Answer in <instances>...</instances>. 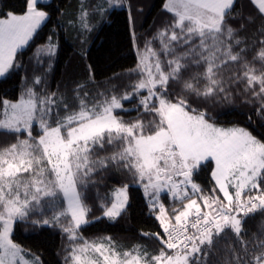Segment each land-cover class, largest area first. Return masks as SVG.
I'll list each match as a JSON object with an SVG mask.
<instances>
[{"label":"snow or ice","instance_id":"snow-or-ice-1","mask_svg":"<svg viewBox=\"0 0 264 264\" xmlns=\"http://www.w3.org/2000/svg\"><path fill=\"white\" fill-rule=\"evenodd\" d=\"M250 2L264 20V0ZM235 3L166 0L164 9L172 15V23L154 37L159 50L149 42L138 53L134 71L140 79L131 86L132 95L147 91L140 99L145 113L153 117L147 124L139 119L125 122L114 114L122 108L121 100L130 98L128 93L89 100L87 92L81 95L82 85L73 104L56 98L55 93L40 94L35 87L28 88L18 102H2L0 130L16 135L17 140L0 148V264H37L25 259L11 233L13 223L25 219L42 202H49L55 211L56 202L62 200L65 206L52 220L70 216L72 223L64 231L75 239L73 229L86 222L89 211L78 189L87 187L91 176L110 164L139 179L154 209L164 188L180 207L169 214L163 204L159 206L156 218L163 231L154 234L162 245L158 253L141 246L122 251L108 238L107 244L85 241L74 247L72 264H211L210 254L230 233L239 249H226L232 259L225 264H264V222L260 235L254 234L251 241L243 238L245 218L264 213V142L243 128L209 123L205 113L186 99L193 94L206 99L226 93L222 70L237 65L239 70L230 81L243 82L245 91L264 101V38L251 46L239 38L254 17H233L238 26L232 27L228 18L233 16ZM42 9L40 0H26L23 14L9 12L0 19V77L14 67L17 50L28 44L47 19ZM79 22L90 30L86 10ZM260 36L264 37V29ZM37 51L51 55L54 48L49 44ZM41 82L39 76L33 80L34 86ZM172 84L180 87L174 98ZM34 122L40 128L35 137ZM116 144L119 151L93 159L97 151ZM213 161L211 175L217 187L206 194L192 176ZM217 188L222 197L216 194ZM112 195L111 206L104 211L110 219L119 216L127 203L126 187L115 189Z\"/></svg>","mask_w":264,"mask_h":264},{"label":"trees","instance_id":"trees-1","mask_svg":"<svg viewBox=\"0 0 264 264\" xmlns=\"http://www.w3.org/2000/svg\"><path fill=\"white\" fill-rule=\"evenodd\" d=\"M128 1H133L135 13L147 15L145 23L136 32L131 28L130 9L125 7ZM134 1L52 0L41 4L42 10L48 13L46 22L28 46L18 52L14 67L0 80V112L3 111L4 100L18 102L27 89L33 87L40 94L55 93L56 98L63 97L73 104L77 102L78 86L82 85L81 95L87 92L89 100L102 101L113 95L120 98L128 93L130 98L121 100L122 108L116 109L114 114L125 122L139 119L147 124L153 117L146 114L140 104L141 97L146 96L147 91L141 90L139 95H132L131 86L140 79L138 72L134 71L138 65V52L144 50L149 42L151 47L159 50V41L154 37L172 23V15L164 9L166 0H156L147 12L136 10L139 3ZM25 10L26 0H0V19L6 18L9 12L19 15ZM82 10L88 13L90 30H84L80 25ZM256 11L250 0H236L233 16L228 18V23L235 28L238 26L236 19L241 15L254 17V22L247 24L239 36L247 40L249 46L264 38L260 36L264 20L256 15ZM49 44L54 48L53 54L49 55L46 51L38 54V49H47ZM180 51L183 49L177 48V52ZM238 70L237 65H228L222 70L226 93L206 99L188 95L187 102L204 112L209 123L224 128H243L264 142V111H261L264 101L245 91L243 82L230 81ZM36 76L41 77L42 82L34 86ZM179 92L178 85H170L173 98ZM39 133V124L34 122L32 135L35 137ZM25 137L26 133L20 139ZM16 140V135L0 130V148ZM119 149V144L106 146L105 150L97 151L93 159L111 155ZM213 166V162H206L192 176V181L206 194H211L216 187L211 175ZM121 187L128 189V205L118 217L110 219L104 215L105 206H111L113 191ZM78 190L89 211L87 223L79 227L75 239H70V234L64 231L72 223L70 216L60 217L58 222L52 220L55 212L65 206L62 200L57 201L55 211L49 202H42L40 209H33L25 219L15 222L11 239L24 250L27 260L36 261L37 264H72L74 247L85 241L107 243L108 238L122 251L141 246L149 253L159 252L162 245L154 234L162 233L160 222L144 195L139 179L131 172L110 164L94 173L87 187ZM216 194L220 196L218 189ZM162 199L168 204V210L180 205L167 194ZM45 219L50 223H35ZM262 222L264 213L259 211L245 218L243 228L247 234L243 238L251 241L254 234L260 235ZM230 246L239 249L231 233L210 254L211 264H225L226 260H231L232 254L226 250Z\"/></svg>","mask_w":264,"mask_h":264},{"label":"rangeland","instance_id":"rangeland-1","mask_svg":"<svg viewBox=\"0 0 264 264\" xmlns=\"http://www.w3.org/2000/svg\"><path fill=\"white\" fill-rule=\"evenodd\" d=\"M52 0H40V4H46V3H50ZM138 2L139 3V5L138 6H136V10H137V8L138 9H140V11L141 12H147V11H149V10H151L152 9V7H153V5H154V3L156 2V0H135L134 1V3L135 2ZM123 3V2H122ZM166 3V2H165ZM125 7L127 8V9H130V22H131V28H132V31H139V29H140V27L145 23V19L147 18V15H145L144 13L143 14H141V13H135L134 12V10H133V1H128L127 2V4L125 5ZM138 17H137V16ZM47 20V19H46ZM46 20L41 24V26L46 22ZM40 26V27H41ZM39 29H37V31H38ZM37 33V32H36ZM36 33H34V35L36 34ZM34 35H33V37H34ZM33 37H32V39H33ZM31 39V40H32ZM31 40L28 42V44L31 42ZM28 44L27 45H25V46H23L22 48H20V49H18L17 50V53H16V56H17V54H18V52L19 51H21V50H23V49H25L27 46H28ZM143 52V50L142 51H140L139 50V52L138 53H142ZM15 60H16V57H15ZM15 62V61H14ZM138 63H139V56H138ZM11 70V69H10ZM9 70V71H10ZM9 73V72H8ZM8 73H6L4 76H2V77H0V80L1 79H3L4 77H6L7 76V74ZM213 181H214V183H215V180L213 179ZM142 183L140 182V186L142 187ZM216 185V184H215ZM217 187V186H216ZM122 188V187H121ZM118 189V188H117ZM218 189V188H217ZM230 191H231V188L229 189ZM126 192H127V203L125 204V206H124V208H123V210L121 211V213L126 209V207H127V205H128V199H129V197H128V189H127V187H126ZM220 193V192H219ZM220 196L222 197L223 196V194L222 193H220ZM171 198H173V196H170ZM112 198H113V195H112ZM149 200H150V198H149V196H148V202H149ZM163 200V199H162ZM164 202V201H163ZM198 202H200V201H198ZM56 203H58V202H56ZM165 203V202H164ZM202 203V202H201ZM150 204V203H149ZM160 204H161V202H160V199H159V197H158V202L156 203V207L155 208H159V206H160ZM57 205V204H56ZM165 205L167 206V209H168V204H166L165 203ZM151 206V205H150ZM42 207V204H41V206L40 207H37V208H35V209H40ZM152 207V206H151ZM153 208V207H152ZM169 212V211H168ZM120 213V214H121ZM170 213V212H169ZM159 213L158 212H156V216L158 215ZM118 217V216H117ZM85 220H86V222L85 223H82L79 227H81V226H83V225H85L86 223H87V219H86V217H85ZM14 224H15V222L13 223V226H12V232H13V229H14ZM79 228H74L73 229V232H74V235H75V237L77 236V230H78ZM163 231V230H162ZM11 235H12V233H11ZM108 243V242H107ZM107 243H105V244H107ZM83 244V243H82ZM82 244H79V245H77L76 247H78V246H80V245H82ZM26 259V258H25ZM27 260V259H26ZM29 261V260H28Z\"/></svg>","mask_w":264,"mask_h":264},{"label":"crops","instance_id":"crops-1","mask_svg":"<svg viewBox=\"0 0 264 264\" xmlns=\"http://www.w3.org/2000/svg\"><path fill=\"white\" fill-rule=\"evenodd\" d=\"M217 127H219V126H217ZM220 128H224V127H220ZM229 128H234V127H229ZM227 129V128H226ZM213 169H214V167H215V163H214V161H213ZM142 189H143V192H144V195H145V197H146V199L148 200V195H146L145 194V190H144V187H143V185H142ZM231 191H232V189H231ZM165 194H167V195H169V196H172L171 195V193L167 190V188H164L161 192H160V194H159V199H160V202H161V204H163V206H164V208L167 210V211H169L170 213H171V211H172V209L171 210H168L167 209V206L165 205V203L163 202V200H162V196L163 195H165ZM150 198V197H149ZM171 198V197H170ZM171 199H174V198H171ZM180 207V205L179 206H177V207H175V208H179ZM152 208V207H151ZM154 211H155V213L156 212H158L159 213V208H152ZM168 212V213H169ZM169 213V214H170Z\"/></svg>","mask_w":264,"mask_h":264}]
</instances>
